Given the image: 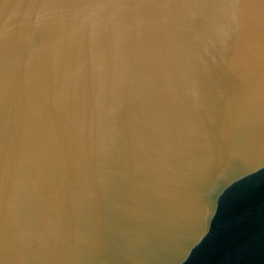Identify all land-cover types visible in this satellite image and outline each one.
Listing matches in <instances>:
<instances>
[{"label":"water","instance_id":"1","mask_svg":"<svg viewBox=\"0 0 264 264\" xmlns=\"http://www.w3.org/2000/svg\"><path fill=\"white\" fill-rule=\"evenodd\" d=\"M0 264H264V0H0Z\"/></svg>","mask_w":264,"mask_h":264}]
</instances>
